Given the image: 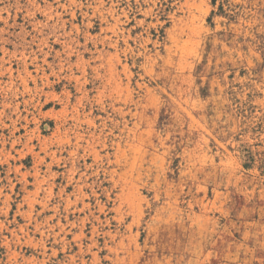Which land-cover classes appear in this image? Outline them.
<instances>
[{
	"label": "rangeland",
	"instance_id": "374dc122",
	"mask_svg": "<svg viewBox=\"0 0 264 264\" xmlns=\"http://www.w3.org/2000/svg\"><path fill=\"white\" fill-rule=\"evenodd\" d=\"M0 264H264V0H0Z\"/></svg>",
	"mask_w": 264,
	"mask_h": 264
}]
</instances>
